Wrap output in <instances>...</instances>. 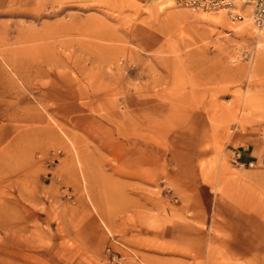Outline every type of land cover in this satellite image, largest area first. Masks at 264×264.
Segmentation results:
<instances>
[{
    "label": "rangeland",
    "instance_id": "rangeland-1",
    "mask_svg": "<svg viewBox=\"0 0 264 264\" xmlns=\"http://www.w3.org/2000/svg\"><path fill=\"white\" fill-rule=\"evenodd\" d=\"M244 19L0 0V264H264V39Z\"/></svg>",
    "mask_w": 264,
    "mask_h": 264
},
{
    "label": "built area",
    "instance_id": "built-area-1",
    "mask_svg": "<svg viewBox=\"0 0 264 264\" xmlns=\"http://www.w3.org/2000/svg\"><path fill=\"white\" fill-rule=\"evenodd\" d=\"M247 2L252 3V11L254 13V19L257 21L259 25L264 26V0H189L187 1V3L190 5H194V6L201 5L202 8L225 9L227 11V15L232 20L243 18L242 14L234 10L235 9L234 7L242 8L243 7L242 5L246 4Z\"/></svg>",
    "mask_w": 264,
    "mask_h": 264
},
{
    "label": "bare ground",
    "instance_id": "bare-ground-1",
    "mask_svg": "<svg viewBox=\"0 0 264 264\" xmlns=\"http://www.w3.org/2000/svg\"><path fill=\"white\" fill-rule=\"evenodd\" d=\"M187 1H189V0H187ZM239 2V1H238ZM238 2H236V3H238ZM190 5V4H189ZM244 5H247V7L249 6L250 7V9L252 10V3H250V2H247L246 4H244ZM191 7H193V8H201V9H205V10H215V11H224V12H227L225 9H212V8H202L201 7V5H196V6H194V5H191ZM247 7H244V8H242L243 10L241 11V9L239 10V8L237 9V12H239L240 11V14H242V16L243 17H245V19L244 20H242V21H244V24L246 25V26H244L245 28H247V29H251L252 27V30L254 31V28L255 27H257V26H259L257 29H258V31H259V33H260V38H258V41L259 40H261V38L262 39H264V30H262V29H264V26H261V25H259L258 23H257V21L256 20H254V19H252V14L254 15V13H253V11H251V12H249L248 11V8ZM235 8V7H234ZM231 10H233V9H231ZM198 12V11H197ZM257 25V26H256ZM245 31V30H244ZM252 32V31H251ZM262 41V40H261ZM260 42V41H259Z\"/></svg>",
    "mask_w": 264,
    "mask_h": 264
}]
</instances>
